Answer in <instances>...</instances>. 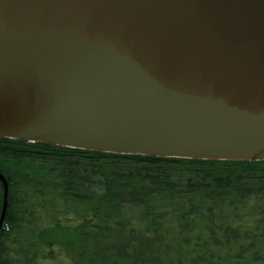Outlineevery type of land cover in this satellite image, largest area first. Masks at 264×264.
Wrapping results in <instances>:
<instances>
[{"label":"water","instance_id":"1","mask_svg":"<svg viewBox=\"0 0 264 264\" xmlns=\"http://www.w3.org/2000/svg\"><path fill=\"white\" fill-rule=\"evenodd\" d=\"M0 138L264 161V0H0Z\"/></svg>","mask_w":264,"mask_h":264},{"label":"trees","instance_id":"2","mask_svg":"<svg viewBox=\"0 0 264 264\" xmlns=\"http://www.w3.org/2000/svg\"><path fill=\"white\" fill-rule=\"evenodd\" d=\"M0 174V264H47L40 230L70 224L71 249L51 264H264V161L0 138Z\"/></svg>","mask_w":264,"mask_h":264},{"label":"rangeland","instance_id":"3","mask_svg":"<svg viewBox=\"0 0 264 264\" xmlns=\"http://www.w3.org/2000/svg\"><path fill=\"white\" fill-rule=\"evenodd\" d=\"M75 223L78 224L79 222ZM70 225L67 228L53 226L44 227L40 230L37 245L39 259L46 261L45 263L47 264L54 262L56 246L59 244L63 245L62 251L69 253L68 249H71V239L74 235L73 233L71 234L72 227Z\"/></svg>","mask_w":264,"mask_h":264}]
</instances>
